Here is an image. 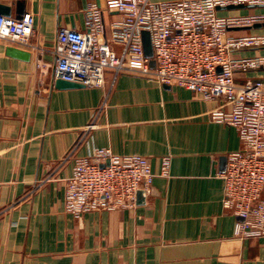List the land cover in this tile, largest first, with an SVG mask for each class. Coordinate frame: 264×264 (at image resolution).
Returning <instances> with one entry per match:
<instances>
[{"label": "crops", "instance_id": "1", "mask_svg": "<svg viewBox=\"0 0 264 264\" xmlns=\"http://www.w3.org/2000/svg\"><path fill=\"white\" fill-rule=\"evenodd\" d=\"M110 1L0 0L8 17L17 18L18 3L35 17L34 48L0 40V264H264V237L236 236L238 219L224 207L220 175L242 142L211 118L222 99L110 72L102 88L53 87L59 29L84 31L93 3L108 27L120 18ZM240 14L264 15V7L221 12ZM232 34L264 35V25ZM237 78L262 79L264 70ZM100 149L148 159L153 185L141 205L76 218L66 211V180L76 158Z\"/></svg>", "mask_w": 264, "mask_h": 264}, {"label": "built area", "instance_id": "2", "mask_svg": "<svg viewBox=\"0 0 264 264\" xmlns=\"http://www.w3.org/2000/svg\"><path fill=\"white\" fill-rule=\"evenodd\" d=\"M241 5L264 7V0H111L109 8L120 18L107 27L103 10L93 3L84 31L59 29L54 56L56 78L86 88L104 87L110 72L115 78H152L206 100L222 99L224 105L211 118L236 128L242 142V148L227 157L220 175L224 207L238 219L235 235L248 239L264 237V78L243 80L237 73L264 70V54L236 55L264 47V35L232 33L264 25V15L222 16L226 11L218 10ZM144 33L149 35L152 57L146 55ZM34 34L32 14L22 19L0 15V40L31 49ZM94 127L91 124L86 132ZM76 150L77 146L65 161ZM169 167L170 159L164 158L163 176ZM154 179L148 159L97 150L75 159L73 174L66 180V211L78 218L134 208L137 193L148 192Z\"/></svg>", "mask_w": 264, "mask_h": 264}, {"label": "water", "instance_id": "3", "mask_svg": "<svg viewBox=\"0 0 264 264\" xmlns=\"http://www.w3.org/2000/svg\"><path fill=\"white\" fill-rule=\"evenodd\" d=\"M18 16L17 19H22L25 15V11H24V5L21 3H18ZM253 8H257L255 6H230L228 8H219V11H234V10H245V9H253ZM0 15H6L9 16L10 15V10L9 8H6L4 6H0ZM253 28L259 29L262 28V25H255ZM143 41H144V48H145V52L146 55L148 57H152L153 56V50H152V46H151V42H150V38L149 35L147 33H144L143 35ZM264 48V47H262ZM244 51L247 49H243ZM12 54L17 55L19 57H29L28 53H25L23 51L17 50V49H13L12 50ZM53 87H55L56 89L59 90H67V89H79V88H85V86L83 85H79V84H75V83H71V82H66L64 80L61 79H54L53 81ZM145 197H146V192L143 190H140L137 193V205H141L144 203L145 201Z\"/></svg>", "mask_w": 264, "mask_h": 264}, {"label": "rangeland", "instance_id": "4", "mask_svg": "<svg viewBox=\"0 0 264 264\" xmlns=\"http://www.w3.org/2000/svg\"><path fill=\"white\" fill-rule=\"evenodd\" d=\"M241 56H243V55H240V54L236 55V57H241Z\"/></svg>", "mask_w": 264, "mask_h": 264}]
</instances>
